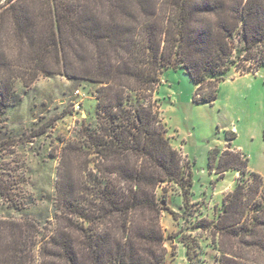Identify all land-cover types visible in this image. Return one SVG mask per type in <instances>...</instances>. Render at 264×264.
<instances>
[{
  "label": "trees",
  "instance_id": "obj_1",
  "mask_svg": "<svg viewBox=\"0 0 264 264\" xmlns=\"http://www.w3.org/2000/svg\"><path fill=\"white\" fill-rule=\"evenodd\" d=\"M0 1V124L20 101L17 83L28 88L40 76L87 81L96 98L95 121L83 119L63 145L45 217L34 213L35 202L0 187L18 213L0 217V264H167L162 186H177L184 211L173 215L188 219L192 171L160 117L163 72L183 67L204 102L233 70L258 72L264 0ZM234 137L229 131L228 147L211 150L210 164L218 158L217 173L234 170L239 180L222 212L198 225L240 237L241 250L221 249L219 264H264L250 251L264 253V179L231 147ZM7 143L0 139V150ZM182 241L192 264L195 242Z\"/></svg>",
  "mask_w": 264,
  "mask_h": 264
},
{
  "label": "rangeland",
  "instance_id": "obj_2",
  "mask_svg": "<svg viewBox=\"0 0 264 264\" xmlns=\"http://www.w3.org/2000/svg\"><path fill=\"white\" fill-rule=\"evenodd\" d=\"M23 88L17 83L20 101L9 108L0 124V139L8 141L0 150V187H11L20 199L35 202L34 213L45 217L52 209L57 173L63 168V145L76 137L83 119L86 124L95 121V86L49 74ZM155 96L159 98L166 134L173 146L190 158L192 171L189 218H176L166 209L169 218L162 219L167 249L176 253V258L168 253L167 264H185L179 243L182 238L195 242L192 264H219L221 249L241 250L240 237L213 232L212 227L199 226L198 221H210L222 212L224 198L234 189L240 173L229 170L218 174V158L213 166L210 164L211 150L223 149L228 143V132L233 130L231 145L248 156L249 169L264 179V66L255 74L242 75L233 70L219 82L212 102L196 98V84L183 67H168ZM71 168L77 173L79 165L72 163ZM162 187L173 198L169 203L182 214L183 194L175 193L177 186L170 183ZM262 189L264 192V185ZM8 215L18 213L8 200L0 197V217ZM179 247L181 252L177 255ZM250 251L264 262V253ZM186 259L190 264L187 252Z\"/></svg>",
  "mask_w": 264,
  "mask_h": 264
},
{
  "label": "crops",
  "instance_id": "obj_3",
  "mask_svg": "<svg viewBox=\"0 0 264 264\" xmlns=\"http://www.w3.org/2000/svg\"><path fill=\"white\" fill-rule=\"evenodd\" d=\"M228 147V143H225L224 144V146H223V149L224 148H227ZM231 147L232 148H235V147H233L232 145H231ZM236 149H238V148H236ZM238 173L239 172H236V174L238 175ZM175 193H177V194H180V191L178 190L177 191V189L175 190ZM172 201L173 200V198L172 197H169L168 198V202H167V207H168V210L170 211L169 213H173V212H175V213H179V212H177V211H179V209H177L176 207H173L170 203H169V201ZM191 202H192V199H191ZM167 210H165L164 212H163V216H162V219H164L165 218V220L167 219V218H169V217H167L168 215H167V212H166ZM170 216V215H169ZM175 242V241H174ZM176 243V242H175ZM174 243V244H175ZM180 244H181V250H183V254H184V258H183V260L185 261V264H189L188 262H187V259H186V252H187V249L185 248V244L181 241V242H179ZM166 246H167V243H166ZM181 250H180V247H179V251L177 252V255H179L180 254V252H181ZM168 253H171L172 254V257H175L176 256V253L175 252H173V251H170L169 252V249H168ZM176 258V257H175ZM175 258H173V259H175ZM167 261H168V259H167Z\"/></svg>",
  "mask_w": 264,
  "mask_h": 264
},
{
  "label": "built area",
  "instance_id": "obj_4",
  "mask_svg": "<svg viewBox=\"0 0 264 264\" xmlns=\"http://www.w3.org/2000/svg\"><path fill=\"white\" fill-rule=\"evenodd\" d=\"M180 152H181V155H182L183 159H187V155L184 152H182V150H180Z\"/></svg>",
  "mask_w": 264,
  "mask_h": 264
}]
</instances>
